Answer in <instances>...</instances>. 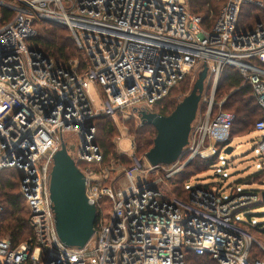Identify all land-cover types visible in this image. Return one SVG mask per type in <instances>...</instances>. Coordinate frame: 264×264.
I'll return each instance as SVG.
<instances>
[{
  "label": "built area",
  "instance_id": "obj_1",
  "mask_svg": "<svg viewBox=\"0 0 264 264\" xmlns=\"http://www.w3.org/2000/svg\"><path fill=\"white\" fill-rule=\"evenodd\" d=\"M190 0H15L0 5L15 12L0 23V171L21 173L32 235L13 246L0 240V264H187L188 252L221 264H264L251 259L264 245L238 219L244 196L223 197L216 187H194L189 201L170 196L171 178L196 157L218 153L230 138L235 115L216 101L227 65L237 68L264 111V23L238 30L243 5L264 8V0H226L217 17L195 15ZM4 4V5H3ZM69 28L90 64L62 66L32 49L35 22ZM208 71L201 103L183 155L170 164L151 165L135 156L128 120L142 125V114L188 75ZM100 89L99 104L91 88ZM200 111V110H199ZM110 116L122 125L118 147L133 165L103 166L95 119ZM257 148L264 155V119L256 123ZM68 138L75 162L86 177V194L97 208L94 234L82 247L60 239L50 192L54 156ZM130 141L132 153L122 148ZM188 155L183 162L182 157ZM119 181L115 185L114 181ZM121 183V184H120ZM108 201L110 209L103 207ZM1 210V205H0Z\"/></svg>",
  "mask_w": 264,
  "mask_h": 264
},
{
  "label": "trees",
  "instance_id": "obj_2",
  "mask_svg": "<svg viewBox=\"0 0 264 264\" xmlns=\"http://www.w3.org/2000/svg\"><path fill=\"white\" fill-rule=\"evenodd\" d=\"M12 3L15 0H3ZM226 0H190L189 7L193 14L202 16L208 21L211 11H214L212 21L217 17ZM15 12L7 7L0 6V23L9 21ZM259 23H264V8L251 4L242 7L238 30L248 32L254 30ZM37 36L29 40L32 49L41 51L45 56L51 58L56 64L65 66L71 60L79 61V72L86 73L90 64L86 52L79 49L74 37L68 27L52 22H35ZM264 66V63H261ZM197 78L194 74H188L170 93L159 101L153 112L162 115H170L179 102L187 96L193 89ZM225 97L227 100L223 109L235 115V120L231 128L230 138L218 145V153L208 158L196 157L188 163L181 171L174 175L169 183L168 194L176 196L185 201H189L191 191L194 187L188 186V182L195 176L203 174L211 169L218 160L219 153L226 149L233 138L239 134L245 135L256 130V123L264 119V111L260 107L254 96L252 87L244 82L241 72L230 65H227L222 73L220 84L216 93V101H221ZM206 105L201 103L199 113L205 110ZM97 127L96 142L100 146L103 154V166H113L111 176L118 175L117 169L120 166L129 168L133 165V160L129 155L118 152L113 137L117 134L118 126L110 116H100L94 121ZM130 134L135 139V156L141 158L153 146L157 136V131L152 125H138L133 120H128ZM188 155L182 157L183 162ZM7 170L14 172L12 180L8 178ZM119 183L118 179L114 181ZM21 173L15 168L3 169L0 171V240L5 237L10 238L13 246L28 240L32 235L30 224V213L26 199L21 191ZM202 185V184H201ZM210 184H206L208 187ZM200 186V184L195 187ZM249 214V213H247ZM248 232L264 244V226L261 224L251 225ZM251 259L264 260V250L255 244L250 253ZM187 264H221L209 255H196L188 252L186 256Z\"/></svg>",
  "mask_w": 264,
  "mask_h": 264
},
{
  "label": "water",
  "instance_id": "obj_3",
  "mask_svg": "<svg viewBox=\"0 0 264 264\" xmlns=\"http://www.w3.org/2000/svg\"><path fill=\"white\" fill-rule=\"evenodd\" d=\"M207 71L204 64L192 91L170 115L142 114V125H152L157 131L154 146L145 154L151 165L170 164L183 155L199 112ZM73 149L63 142L55 154L50 192L61 241L68 247L82 248L94 234L98 212L86 194V177L75 162ZM233 150L229 145L225 152L230 154ZM262 196L264 199V192Z\"/></svg>",
  "mask_w": 264,
  "mask_h": 264
},
{
  "label": "rangeland",
  "instance_id": "obj_4",
  "mask_svg": "<svg viewBox=\"0 0 264 264\" xmlns=\"http://www.w3.org/2000/svg\"><path fill=\"white\" fill-rule=\"evenodd\" d=\"M91 90L99 104H101V99L98 96L100 89L93 86ZM122 130L123 127L120 125L117 134L113 137L115 146L120 153L121 150L118 147V142L119 137L122 135ZM258 138L259 133L256 131L245 135L239 134L231 142V145L234 147L232 153L227 154L225 149H223L219 153L216 164L209 171L193 177L188 182V186L210 184L216 187V189L218 188L223 197H228L232 191L239 194H241V191L249 194H257L258 200L252 198L251 196L253 195L244 196L245 204L241 211H247L249 214L243 213L238 216V219L242 222L241 224L247 229L251 225L261 224L264 226V199L262 196L264 192V155L257 148ZM74 145L73 140L68 138V146L70 149ZM122 148L128 153H132L129 140L122 142ZM7 173L8 178L12 180V177L14 178V172L7 170ZM121 180L122 178L119 179V181ZM165 190L168 193V190ZM0 205L2 209V204L0 203ZM103 207L108 211L110 209L109 202H103Z\"/></svg>",
  "mask_w": 264,
  "mask_h": 264
}]
</instances>
